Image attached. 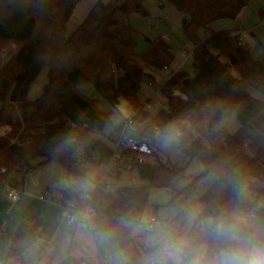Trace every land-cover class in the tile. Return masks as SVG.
Masks as SVG:
<instances>
[{
    "label": "trees",
    "instance_id": "1",
    "mask_svg": "<svg viewBox=\"0 0 264 264\" xmlns=\"http://www.w3.org/2000/svg\"><path fill=\"white\" fill-rule=\"evenodd\" d=\"M81 1L0 0V53L10 44L19 46L0 68V129L11 128L8 135L0 136V181L38 158L42 160L38 166L56 162L68 174L83 177L80 165L102 164L111 157L115 147L94 137V132L102 133L111 123L110 115L79 89L91 84L111 107L117 109L122 100L126 102L135 122L129 140L145 144L149 155L155 156L150 147L155 129L161 132L174 126L181 132L179 148L189 162L198 160L203 165L200 174L177 190L187 167L168 159L140 161L137 152L125 150L124 170L136 169L146 185L122 186L114 193L90 191L95 233L109 236L120 247L124 264H143L150 251L137 242L133 229L142 221L152 194L167 190L171 197L167 206L176 209L179 219L200 180L209 175L216 181L199 198L202 210L194 227L202 218L228 217L240 210L258 216V229H264V209L257 205L259 196H264V101L250 92L255 89L264 94V63L253 59L235 32L212 30L217 21L236 20L252 0H165L188 20L183 30L194 47L195 77L185 71L174 73L161 88L167 102L156 114L139 99L142 83L151 75L131 61L162 71L172 65L174 55L161 38L151 41L146 53L137 52V31L130 17L148 15L144 0H97L68 34L67 25ZM259 17L264 20V9ZM202 30L207 33L205 39L200 37ZM44 70L47 89L30 101V88ZM232 115L240 126L233 134L222 126ZM68 135L75 138L76 146L58 151V143ZM244 190L256 194V199L247 198ZM82 193L46 188L51 199L61 196V204L72 201L80 208L87 205L80 200ZM36 229L22 224L10 235L6 262L22 260L21 243ZM188 235L197 247L206 246L211 256L215 246L211 240L193 230ZM83 263L69 256L60 264Z\"/></svg>",
    "mask_w": 264,
    "mask_h": 264
},
{
    "label": "rangeland",
    "instance_id": "2",
    "mask_svg": "<svg viewBox=\"0 0 264 264\" xmlns=\"http://www.w3.org/2000/svg\"><path fill=\"white\" fill-rule=\"evenodd\" d=\"M96 0H82L75 9V12L69 22L67 31L71 33L73 25L80 19L79 17L89 12ZM143 7L147 12V16H143L140 13H133L130 17L131 25L137 31V52L139 54H144L149 50L150 42L155 41L157 38L163 39L166 37L165 42L170 46V49L175 56V62L173 67H169L170 71L174 72L185 71L191 78L195 77V69L193 66V45L188 40L184 30L183 22L186 20L184 14L180 13L171 3L165 0H144ZM264 9V0H252L248 10L252 14L250 17L258 18V26H254L250 32H247L249 36L251 34L256 35V48H253L252 57L255 60L264 62V20L261 21L259 18V11ZM263 22V23H261ZM218 24V25H217ZM215 28L220 27V23H217ZM260 24V25H259ZM256 29V33L255 32ZM207 33L205 31L200 32V37L205 39ZM19 46L16 44H10L7 48L2 50L0 53V68L9 62V60L15 55L18 51ZM184 50L187 51L184 54ZM7 52V56L2 58V54ZM132 64L140 66V68L145 69L151 77L145 78L141 90L139 92V99L146 109H148L152 114H156L159 110L165 107L166 97L161 91V88L169 80V76L165 74L162 70H153L147 68L146 65L136 59H132ZM233 74L239 77L238 73L233 70ZM151 82L153 85H151ZM48 85V75L47 70H44L36 79L29 92V100L34 101L41 96L45 88ZM85 87L95 88L91 84L84 85ZM83 87V86H82ZM84 88V87H83ZM85 92V91H84ZM89 91H86L88 93ZM95 97L100 98L104 104L107 103L101 97L97 91H94ZM250 92L255 97L264 101V94L251 89ZM90 93V92H89ZM88 97V96H86ZM88 98L96 100L89 96ZM150 101V102H149ZM0 103V109H1ZM98 106V101H97ZM108 106V105H107ZM99 110L102 112L105 111L102 106H98ZM112 109L109 113L111 123L106 127L105 131L94 132V137L105 140L109 145H115L112 139H123L128 140L130 136V130L126 126V119L133 115V111L128 107L125 101H121L117 109L110 106ZM104 113V112H102ZM222 126L227 129L230 133H236L240 126L237 122L236 116L232 115L226 118L222 122ZM2 129V128H1ZM0 129V130H1ZM11 132V128L8 127V133ZM107 135L106 136L104 135ZM156 136V135H155ZM12 142H16V139H11ZM116 140V141H117ZM151 149L155 152L153 158L148 155V159L153 160L154 157L158 158L161 161H166L167 159L178 167H187L186 178L179 182L177 185V190L184 187L191 179V177L200 174L203 170V165L198 160H193L189 162L188 156L175 144L164 147L161 136H156L154 143L150 144ZM250 151V149H249ZM252 152V151H251ZM138 159L145 161V154L138 153ZM41 159H35L31 161L30 166L24 167L20 172H15L7 178L3 179V185H7L12 181H16L17 187L21 190H25L27 195H30L32 198H39L43 196L46 191L47 186H53L57 189H65L66 181L70 182V189L72 190H90L93 188L92 178L97 175L101 177L105 174V169L102 166L97 164H88L83 163L80 165V171L85 172L83 177H78L72 174H68L65 169L56 162H49L43 165L38 166L41 163ZM214 178V175H209L208 177L200 180L198 187L195 192L189 197L188 201L185 203L183 210L184 216L177 219L176 218V209L173 206H165L159 204L158 207L148 205L144 211L142 221H150L152 217H156L160 225L166 226L168 230L173 233H189L192 225L186 223V215L191 212L197 214V219L201 213L202 205L199 202L200 196L210 187L211 181ZM94 183H95V179ZM114 184V188L122 186H143L146 185L136 169L133 170H124L117 180H110ZM3 187L0 185V190ZM261 190L264 192V185L261 186ZM0 195L4 196V192H0ZM244 195L250 200L256 199V194L244 190ZM0 196V200L1 197ZM49 203V201H44ZM258 207L264 209V196H259ZM10 205L6 204V207ZM243 214L244 217L247 214H244L240 210H235L234 214ZM0 215L2 210H0ZM255 215V214H254ZM16 216L14 210L5 212L3 215L4 218L13 219ZM196 219V220H197ZM204 222L208 219L202 218ZM247 224L251 228H259L260 218L255 215V218L251 221H247ZM65 228L60 232L56 240V245H60L61 253L56 255V247L54 245H48L50 241L49 231L38 232V228L33 235L26 238L22 242V260L13 261L11 264H60L67 256L68 252L79 259H83L85 263L92 264H105V263H115L122 264L126 261V257L121 251L120 247L112 241V239L105 235L96 233L89 234L85 232L81 227H79L74 235L72 231L70 234L65 233ZM133 234L136 237H139L141 233L136 232L135 228L133 229ZM42 236L43 240H38ZM146 236L143 237L144 245ZM37 241V242H36ZM47 250L42 252V248ZM206 251V246L201 248ZM5 264V263H2Z\"/></svg>",
    "mask_w": 264,
    "mask_h": 264
},
{
    "label": "clouds",
    "instance_id": "3",
    "mask_svg": "<svg viewBox=\"0 0 264 264\" xmlns=\"http://www.w3.org/2000/svg\"><path fill=\"white\" fill-rule=\"evenodd\" d=\"M159 135L163 146L178 143L181 132L174 126L165 127ZM76 146L71 135L57 145L58 151ZM186 223L192 225L195 212L188 213ZM202 237L211 240L214 248L209 256L187 233H173L166 226L148 224L146 220L136 224L135 231L145 233V243L150 249L143 264H264V229L251 228L243 214L219 215L197 225Z\"/></svg>",
    "mask_w": 264,
    "mask_h": 264
},
{
    "label": "crops",
    "instance_id": "4",
    "mask_svg": "<svg viewBox=\"0 0 264 264\" xmlns=\"http://www.w3.org/2000/svg\"><path fill=\"white\" fill-rule=\"evenodd\" d=\"M248 7L244 8L243 11L241 12V14L238 16V18L236 20H234V21H231V20H220V21H217V22L213 23L212 24V30L213 31H231V32H235L238 35V37L240 38L242 46L245 47L246 49H248L250 51V53L252 54L253 48L257 47V45H255V43H256V35L255 34H251V36H249L247 32H250L253 29L254 26L255 27L258 26V21H257L258 18L257 17H254V18L250 17L252 14L249 12ZM87 14H88V12L82 14L79 17L80 19L76 22L75 25H73V28L70 29V30H72L71 33L76 29V27L81 22H83V20L87 16ZM261 21H263V20H261ZM263 22H261V23H263ZM217 23H220V27L219 28H217V27L215 28V25ZM68 25H69V23H68ZM68 25H67V28H68ZM71 33H68V34H71ZM254 33H256V29H255ZM163 40L164 41L166 40L165 36H164ZM193 50H194V47H193ZM185 52H187V51L184 50V54H185ZM192 53H193V51H192ZM174 62H175V56H174V61H173L172 65H171L172 67H173ZM169 71H170V69H169ZM170 72H172V71H170ZM176 72H178V70H175L174 72H172V74H174ZM151 85H153L152 82H151ZM83 87L81 86L79 88L80 91L85 96H88V97L92 96V98L96 99V101H98V106L99 107L102 106L104 108V110H105V111L102 110V112H104V113H110L111 112L112 109L110 108V105L105 100L104 101L107 103L108 106L106 104H104V102H102V100H100V98L95 97V93L96 92H94V91H96V90H93V88H89L88 86L85 87L84 85H83ZM86 91H89L90 93L89 92L86 93ZM105 129H104V131H105ZM104 135L107 138V135L106 134H104ZM112 140H113L114 144L116 145V143L119 142L121 139L120 140L112 139ZM115 145H113L112 147H115ZM150 156L153 158L152 155H150ZM145 158H146L145 161H149V162L156 161V157H154V159L151 160V159H148L149 158L148 155H145ZM97 165L98 166H102L105 169L104 163L97 164ZM81 172L83 173V176H84L85 172H83V171H81ZM121 174H120V176H121ZM120 176H119V178H120ZM96 178H98L97 175H95L92 178V182H93V185H94L92 189H90V190H74V191H82V192L93 191L94 188H95V183H94L93 179H96ZM215 181H216V177L214 176V178L211 181L210 187L215 183ZM3 184L4 183L2 181H0V185H1V187H3L0 190V192H4V196L0 195V196H2L1 200H0V210H2V214L3 215L5 214L6 211L9 212V211L14 210L15 213H16V216L13 219L12 218L8 219V217L4 218L3 215H0V264H2V263L10 264V263L6 262V257H7V254H8V251H9V247H10V244H11L10 235L14 234L16 232V230L18 229V227L20 225H22V224L27 225V226H36V228H38V232H40V233L43 232V231L48 230L49 231V235H50V241H49L48 245H54L55 244L54 246H57L55 254L59 255L61 253V247H60V245H56L55 242H56L57 237L59 236L60 232L63 231V229L65 228L66 229L65 233L70 234V232L72 231L71 233H72V235H74V233L79 228V226H69V225H67V223L65 221V218H64L65 210H64V208L62 206H60L58 204L51 203V202L45 203L44 201L41 200V198L46 194V191H45V194L43 196H39V198L37 199V198L30 197V195H27L25 190L19 189L17 187L18 183L16 181L15 182L12 181V182H10L9 184H7L5 186ZM10 185L15 186L16 189L19 191L20 199H19V201L17 203H11L8 200V198H7V192H8V189H9ZM50 187H53V186H50ZM210 187H208V188H210ZM53 188H55V187H53ZM55 189L56 190H63V189H57V188H55ZM6 204H8L10 206L6 207V209H5V205ZM197 220L195 221L194 225L196 224ZM200 222H204V221L200 220L198 223H200ZM194 225L191 228L190 232L193 230ZM95 234H93V236H95ZM38 240H43L42 236H40ZM21 245H22V243H21ZM47 248H48V246H46V248H42V252L46 251ZM69 256H74V255H72L70 253V251H69L67 256H66V258L69 257ZM124 263H126V261ZM124 263H122V264H124ZM105 264H115V263H105Z\"/></svg>",
    "mask_w": 264,
    "mask_h": 264
},
{
    "label": "built area",
    "instance_id": "5",
    "mask_svg": "<svg viewBox=\"0 0 264 264\" xmlns=\"http://www.w3.org/2000/svg\"><path fill=\"white\" fill-rule=\"evenodd\" d=\"M97 1V0H96ZM7 56V52L2 54V58ZM165 74L169 77H172V72L169 71L168 68L163 70ZM126 126L130 130V133L135 130V122L133 120V116L129 117L126 120ZM8 133V127H4L0 130V136H6ZM160 131L155 129V135H159ZM125 150H132L139 154L147 155L149 153V149L145 144H138L131 140H123L121 139L119 142L116 143L115 149L111 157L104 162L105 166V174L101 177L95 179V188L93 191L101 193V192H110L114 193L115 188L114 184L110 182V180H116V175L120 172L122 173L126 168V162L123 159V153ZM140 160V159H138ZM142 161V160H140ZM7 198L11 203H17L20 199L19 191L16 189L15 186L10 185ZM93 199V195L90 192H84L80 195V200L87 205L85 207H79L76 203L72 201H67L64 204H61L60 201L62 200L61 196H55V199H51L47 194H45L41 200L42 201H49L54 204H58L62 206L65 210V221L69 226H79L85 232L89 234H95V224L94 220L96 218V211L91 205V201ZM255 218L254 214H249L245 217L246 221H251ZM148 224H160L159 220L156 217H152ZM200 224V223H198ZM197 224V225H198ZM197 225L194 227L193 231L199 232ZM148 233H141L139 237H137V242L139 244H143V237L146 236ZM86 264V263H83Z\"/></svg>",
    "mask_w": 264,
    "mask_h": 264
},
{
    "label": "water",
    "instance_id": "6",
    "mask_svg": "<svg viewBox=\"0 0 264 264\" xmlns=\"http://www.w3.org/2000/svg\"><path fill=\"white\" fill-rule=\"evenodd\" d=\"M187 23H188V20H185L183 22V28L186 27ZM46 89H47V87L45 88V90ZM179 144L180 143L178 141V143H176L175 145L179 146ZM69 188H70V183H69V181H66V189H69ZM170 200H171V197L169 196L167 190L163 189V190L154 192L152 194V197H151V200L149 202V205L153 206V205H156V204H161V205L167 206L169 204ZM256 210L257 209H255V212H257Z\"/></svg>",
    "mask_w": 264,
    "mask_h": 264
}]
</instances>
